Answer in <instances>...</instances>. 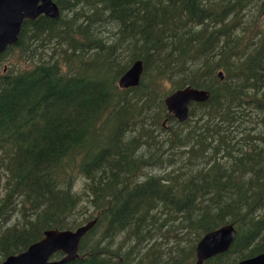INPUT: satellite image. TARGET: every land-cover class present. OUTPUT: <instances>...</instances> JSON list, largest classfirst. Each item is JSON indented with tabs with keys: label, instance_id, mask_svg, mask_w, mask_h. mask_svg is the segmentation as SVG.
I'll return each instance as SVG.
<instances>
[{
	"label": "trees",
	"instance_id": "16d2710c",
	"mask_svg": "<svg viewBox=\"0 0 264 264\" xmlns=\"http://www.w3.org/2000/svg\"><path fill=\"white\" fill-rule=\"evenodd\" d=\"M53 2L0 55V262L91 220L66 264H194L225 225L202 264L264 252V0ZM185 86L211 97L178 123L163 99Z\"/></svg>",
	"mask_w": 264,
	"mask_h": 264
},
{
	"label": "water",
	"instance_id": "95a60500",
	"mask_svg": "<svg viewBox=\"0 0 264 264\" xmlns=\"http://www.w3.org/2000/svg\"><path fill=\"white\" fill-rule=\"evenodd\" d=\"M264 15V10L262 12ZM57 19L58 9L53 0H0V55L4 50L17 42L24 20H35L39 16ZM142 72L141 61H134L118 79L123 88L138 84ZM222 79V73L217 72ZM210 93L203 89L185 86L164 97L163 105L168 116L178 123L188 120L189 105L203 103ZM91 220L74 230L49 229L42 237L30 244L24 251L7 256L0 264H66L78 257V249L83 236L94 225ZM236 232L231 225H225L205 233L194 247V264H202L207 259L225 253L233 243ZM59 252L57 260L52 256ZM237 264H264V252L253 257L240 260Z\"/></svg>",
	"mask_w": 264,
	"mask_h": 264
},
{
	"label": "rangeland",
	"instance_id": "374dc122",
	"mask_svg": "<svg viewBox=\"0 0 264 264\" xmlns=\"http://www.w3.org/2000/svg\"><path fill=\"white\" fill-rule=\"evenodd\" d=\"M264 10V8H263ZM263 10L259 13V12H250L248 15H250L247 19H249L251 21V23L253 22V28H257L258 26H263L264 25V15L262 14ZM246 19H244L243 21H245ZM248 32V29H247ZM249 33V32H248ZM247 33V34H248ZM1 67H5V63L0 62V71H1ZM166 97V96H165ZM81 185V182L79 183V186ZM53 259V258H52ZM57 260V259H55ZM194 261H195V257H194Z\"/></svg>",
	"mask_w": 264,
	"mask_h": 264
},
{
	"label": "bare ground",
	"instance_id": "6f19581e",
	"mask_svg": "<svg viewBox=\"0 0 264 264\" xmlns=\"http://www.w3.org/2000/svg\"><path fill=\"white\" fill-rule=\"evenodd\" d=\"M59 9V8H58ZM210 97H211V95H210ZM187 122V121H186ZM233 227V226H232ZM237 237V236H236Z\"/></svg>",
	"mask_w": 264,
	"mask_h": 264
},
{
	"label": "flooded vegetation",
	"instance_id": "af4514ba",
	"mask_svg": "<svg viewBox=\"0 0 264 264\" xmlns=\"http://www.w3.org/2000/svg\"><path fill=\"white\" fill-rule=\"evenodd\" d=\"M260 254V253H259ZM258 255V254H257Z\"/></svg>",
	"mask_w": 264,
	"mask_h": 264
}]
</instances>
